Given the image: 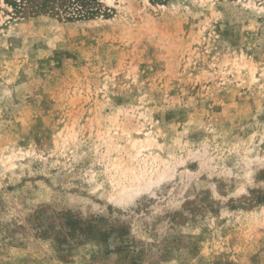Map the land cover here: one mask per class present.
<instances>
[{
    "label": "rangeland",
    "instance_id": "1",
    "mask_svg": "<svg viewBox=\"0 0 264 264\" xmlns=\"http://www.w3.org/2000/svg\"><path fill=\"white\" fill-rule=\"evenodd\" d=\"M82 2L0 0V264H264V0Z\"/></svg>",
    "mask_w": 264,
    "mask_h": 264
},
{
    "label": "trees",
    "instance_id": "2",
    "mask_svg": "<svg viewBox=\"0 0 264 264\" xmlns=\"http://www.w3.org/2000/svg\"><path fill=\"white\" fill-rule=\"evenodd\" d=\"M78 3H82V5L81 6H83V2H82V0H76Z\"/></svg>",
    "mask_w": 264,
    "mask_h": 264
},
{
    "label": "bare ground",
    "instance_id": "3",
    "mask_svg": "<svg viewBox=\"0 0 264 264\" xmlns=\"http://www.w3.org/2000/svg\"><path fill=\"white\" fill-rule=\"evenodd\" d=\"M135 144H136V143L134 142V143H133V146H135ZM140 149H141V148H140Z\"/></svg>",
    "mask_w": 264,
    "mask_h": 264
}]
</instances>
